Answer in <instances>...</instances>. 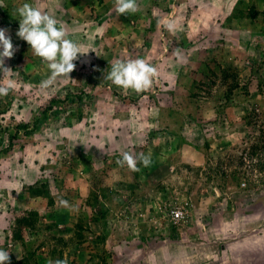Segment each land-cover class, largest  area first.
<instances>
[{
    "label": "rangeland",
    "instance_id": "1",
    "mask_svg": "<svg viewBox=\"0 0 264 264\" xmlns=\"http://www.w3.org/2000/svg\"><path fill=\"white\" fill-rule=\"evenodd\" d=\"M54 1L0 0L17 48L5 60L13 73H0L14 84L0 96V248L21 264H264V172L249 169L246 138L264 134V0H137L130 15L114 13L115 0H73L84 11L74 15ZM25 3L90 50L71 79L43 86L46 62L16 35ZM137 58L158 69L149 91L103 79L117 59ZM123 152L152 163L133 172L116 163ZM241 167L248 178H233ZM33 183L46 195L29 196ZM184 198L189 217L176 227L169 207ZM29 212L36 223L14 244L12 217Z\"/></svg>",
    "mask_w": 264,
    "mask_h": 264
},
{
    "label": "clouds",
    "instance_id": "2",
    "mask_svg": "<svg viewBox=\"0 0 264 264\" xmlns=\"http://www.w3.org/2000/svg\"><path fill=\"white\" fill-rule=\"evenodd\" d=\"M139 11L137 0H115V12L119 15L135 14ZM19 28L17 37L25 41L34 51L35 55L46 62L50 70V76L43 81L44 87L53 84L57 78H70V73L76 69V64L80 56L86 55L89 51H84V45L69 38V32L57 18L47 12L41 11L38 7H33L25 3L17 9ZM172 29L174 25H167ZM8 29L0 28V73L2 77H8L13 73L10 67L5 66L6 59H12L17 51L14 47L11 36L7 34ZM158 76L156 66L146 62L144 59H129L127 61L117 59L111 64L110 70L103 79L111 81L114 85L124 89L133 90L137 93L149 91ZM14 84L11 79L0 85V96H6L13 90ZM116 163L121 167L127 166L133 172L141 170L139 165L149 167L152 163L151 155L140 153L133 155L123 152L122 158ZM63 207H71L68 201L61 199ZM0 264H11L10 252L0 248ZM48 264H68L67 258L50 260Z\"/></svg>",
    "mask_w": 264,
    "mask_h": 264
},
{
    "label": "trees",
    "instance_id": "3",
    "mask_svg": "<svg viewBox=\"0 0 264 264\" xmlns=\"http://www.w3.org/2000/svg\"><path fill=\"white\" fill-rule=\"evenodd\" d=\"M53 103H56V99H51L50 100V105L48 107V109L52 108ZM46 114V113H45ZM44 114V115H45ZM250 115H244L243 119L245 121V125L247 127H250V129H253L252 127V122L250 121V118H252V115L249 117ZM77 117H81V115H77ZM26 125L25 124H17L16 126V130H20V129H25ZM255 132V131H254ZM254 132H252V134H248L246 136V138L251 139V145H250V158H256L255 162L250 164V168L252 171L254 170H259L261 172H264V134L261 133V131H259L258 135L255 136ZM179 134V133H178ZM13 136H10V139H12ZM253 142V143H252ZM12 143V142H11ZM10 143V144H11ZM10 147V145H9ZM4 151H6V149H3ZM3 150H0L1 152H4ZM8 150V149H7ZM243 164V163H241ZM231 175L233 178H240V177H247V173H246V169H233L231 172ZM43 188L38 187V183H33L30 186H28L27 188V192L29 193V196L31 197H35V196H41V195H46V193L48 192V189H45V185L42 184ZM258 205L259 208L262 209L264 208V195L260 194V199H258ZM231 208V204L227 203L225 209L230 210ZM241 209V208H238ZM247 211H249L248 209H246ZM241 212H245L244 209L240 210ZM103 212H106V210H104ZM36 213L34 212H29L27 215H21L19 213H15V215L12 217L15 222H16V232L14 233V237L18 238L19 232L21 231L22 226H28L29 228H33L35 225V220H36ZM212 217V215L210 216V218ZM105 227V225H104ZM105 230L107 229V227L104 228ZM112 230V228H109ZM138 246L140 245L139 243H136ZM5 250V249H4ZM11 256V264H17L14 263V257L12 256V254H10Z\"/></svg>",
    "mask_w": 264,
    "mask_h": 264
},
{
    "label": "crops",
    "instance_id": "4",
    "mask_svg": "<svg viewBox=\"0 0 264 264\" xmlns=\"http://www.w3.org/2000/svg\"><path fill=\"white\" fill-rule=\"evenodd\" d=\"M43 1H45V0H43ZM58 1L59 0H55L53 3H55V4H58ZM66 1V5L67 6H69L68 7V9L70 10H72V14L74 15V13H79L78 11H83V10H81V6L80 5H78V4H76L73 0H70V2L68 1V0H65ZM80 2H82L83 0H79ZM94 1H96V0H94ZM101 2L102 1H100V0H97L96 2H95V4H94V6L95 5H101ZM62 5H63V2H62V0H60V3H59V6L61 7L60 8V10H62ZM102 6H103V10H101L100 12L98 11L100 8L98 7L96 10L93 8L92 9V11H93V13H94V15H96V16H98V18H97V20L101 17V16H103V15H105L106 14V12H104V9H106L109 5H108V3H102ZM15 8V7H14ZM113 10V9H112ZM84 12V11H83ZM98 12V13H97ZM114 13H116L115 11H113ZM113 12H111V11H109L108 13L109 14H112ZM80 13H82V12H80ZM173 145H169V144H167L166 143V145H165V148L166 149H172L171 147H172ZM18 208V207H17ZM17 208H15V210H17ZM51 209V208H50ZM18 212H20L19 210H18ZM7 231V230H6ZM72 231V230H71ZM15 238V237H14ZM18 238H16L14 241H13V243L15 244V242H16V240H17ZM10 243V242H9ZM8 244V243H7ZM11 244V243H10ZM14 244H13V246H14ZM12 245V244H11ZM2 248H3V246H2ZM17 248V246L15 245V247H14V251H17L18 249H16ZM3 249H5L6 251H8V252H10V254H12V256L14 257V260H13V262L14 263H17V264H21L20 262H19V260H20V257L19 256H17V255H15V253L13 254L11 251H10V249H8V248H6V246L4 245V248Z\"/></svg>",
    "mask_w": 264,
    "mask_h": 264
},
{
    "label": "built area",
    "instance_id": "5",
    "mask_svg": "<svg viewBox=\"0 0 264 264\" xmlns=\"http://www.w3.org/2000/svg\"><path fill=\"white\" fill-rule=\"evenodd\" d=\"M241 186L245 185V181L240 183ZM189 205H191L188 198L182 200H175L169 207L168 216L171 223L178 227L183 225L189 217Z\"/></svg>",
    "mask_w": 264,
    "mask_h": 264
}]
</instances>
